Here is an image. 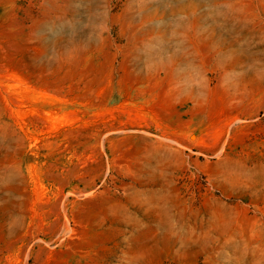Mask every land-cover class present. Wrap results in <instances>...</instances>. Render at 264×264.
Returning <instances> with one entry per match:
<instances>
[{"label":"rangeland","instance_id":"obj_1","mask_svg":"<svg viewBox=\"0 0 264 264\" xmlns=\"http://www.w3.org/2000/svg\"><path fill=\"white\" fill-rule=\"evenodd\" d=\"M0 264H264V0H0Z\"/></svg>","mask_w":264,"mask_h":264}]
</instances>
